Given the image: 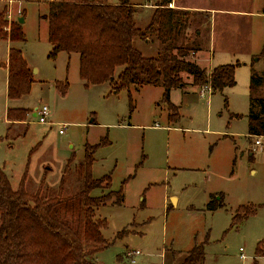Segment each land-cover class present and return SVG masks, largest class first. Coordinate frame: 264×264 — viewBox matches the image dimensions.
Instances as JSON below:
<instances>
[{
	"label": "rangeland",
	"instance_id": "374dc122",
	"mask_svg": "<svg viewBox=\"0 0 264 264\" xmlns=\"http://www.w3.org/2000/svg\"><path fill=\"white\" fill-rule=\"evenodd\" d=\"M48 1L0 0V11L7 7L12 20L25 19L26 41L13 47L22 50L38 80L29 95L9 100L5 64L11 44L0 40V167L12 185L18 186L27 170V191L55 196L63 178V195L73 196L82 188L86 145H98L93 177L110 174L111 190L123 186L124 195L121 205L108 203L96 210L99 218L109 222L103 231L109 245L97 253L100 263L182 264L187 252L203 245V264H254L256 244L264 238V137H248L249 86L250 61L264 48V0H186L192 7L250 13L231 11L209 14L208 20L192 19L188 29L192 40L207 45L203 58L210 52V34L213 39L215 34L217 49H226L216 60L221 64L239 60L242 65L236 71L237 84L223 92L205 89L201 93L202 88L184 74V89L171 92L172 102L180 107L176 123L169 122L163 87L132 85L130 91L118 94L109 82L86 87L79 77L78 54L61 52L51 58L48 22L41 18L48 13ZM130 1L137 6V25L143 28L161 2ZM197 27L200 30L194 35ZM135 46L144 56L158 52L157 44L140 39ZM219 64L203 61L208 69ZM255 69L264 73V56ZM65 80L69 89L62 95L56 82ZM258 95H264V87ZM44 105L49 108L45 120L35 116ZM9 107L30 108L32 113L26 122L10 127ZM221 193L224 205L206 210L211 195ZM101 194L99 189L92 192ZM249 204L256 206V214L239 226L232 225L238 208Z\"/></svg>",
	"mask_w": 264,
	"mask_h": 264
},
{
	"label": "trees",
	"instance_id": "16d2710c",
	"mask_svg": "<svg viewBox=\"0 0 264 264\" xmlns=\"http://www.w3.org/2000/svg\"><path fill=\"white\" fill-rule=\"evenodd\" d=\"M171 2L161 0L156 4L150 23L143 28L137 25V6L130 0L118 3L50 0L48 13L41 15L48 22L47 36L52 47L49 56L56 59L61 52L78 54L79 77L86 87L109 82L116 94L123 89L130 91L132 85L163 87L162 100L168 107L169 122L176 123L180 119V107L172 102L171 92L176 88L184 89V74L202 90L208 87L212 93L223 92L237 84L236 71L242 62L223 63L210 69L199 64L196 55L205 45L192 40L188 29L193 18L201 16L208 20L210 16L206 12L173 8ZM8 12L7 7L0 11V40L11 44L5 66L8 69L7 95L14 101L29 95L37 79L22 50L13 47L15 43L25 42L26 34L19 18L12 20ZM136 39L157 44V54L144 56L135 46ZM263 56L264 50L254 55L250 63V138L264 137V95H258L264 87V73L255 69ZM119 68L123 69L116 75ZM56 85L62 95L68 92V80ZM225 104L228 105L227 97ZM134 109L131 100L130 113ZM30 113V108L9 107L6 117L10 127L16 122H26ZM95 122L93 118L92 123ZM97 147L86 145L81 166L82 188L69 197L62 193L63 178L55 196L42 197L39 191L26 190L27 170L14 187L8 173L0 167V264H103L97 260V253L109 245L103 234L109 222L99 218L96 210L108 203L121 205L124 195L123 186L118 191L111 190L110 174L93 177ZM96 189L102 194L92 195ZM223 205L224 194H212L206 210L216 211ZM255 207L253 204L240 206L232 225L239 226L256 214ZM261 257H264V238L256 244L254 264ZM204 259V246L196 245L186 253L182 264H203Z\"/></svg>",
	"mask_w": 264,
	"mask_h": 264
},
{
	"label": "crops",
	"instance_id": "0c3cea01",
	"mask_svg": "<svg viewBox=\"0 0 264 264\" xmlns=\"http://www.w3.org/2000/svg\"><path fill=\"white\" fill-rule=\"evenodd\" d=\"M170 4H171L170 5L171 7L177 8V9H180V10L199 11V12H206L208 14H212L213 13V14H215V16L217 14L231 13V11H232V10H228V9H217L215 7H208V6H205V7H199V6L192 7L191 5H189L186 2V0H172V2ZM232 12L235 13V14H240V15H242V14L246 15V14L250 13L248 11H238V10L232 11ZM206 46L207 45H205V47ZM210 46H211V48H209L210 52L208 53V57L206 55L205 56L206 58H203L204 52L206 53V50H202V51L198 52L197 55H196L197 61L200 64H202V65H203V61L210 62V64H212V62H217V63L221 64V61L219 59L218 60H216V59L219 58V56L221 55L222 51L226 50V49L225 48H221V47H219L217 49L216 44H215V34H214V39H213V36L210 34ZM220 50H222V51H220ZM263 50H264V48H263ZM216 54H218V56H216ZM250 63H251V61H250ZM211 66H212V68L215 67L214 65H211ZM203 92H205L204 89L201 91V93H203ZM241 256L244 259L246 258V256L244 254H242ZM259 259H261L262 260V264H264V257H261Z\"/></svg>",
	"mask_w": 264,
	"mask_h": 264
},
{
	"label": "built area",
	"instance_id": "2783aa9c",
	"mask_svg": "<svg viewBox=\"0 0 264 264\" xmlns=\"http://www.w3.org/2000/svg\"><path fill=\"white\" fill-rule=\"evenodd\" d=\"M171 5V4H170ZM10 15V14H9ZM11 18V17H10ZM205 89H208V87H205ZM204 89V90H205ZM39 116L42 117L43 120H45V117L49 114V108L48 106L44 105L41 109H37V112H36ZM60 133H62V130L60 131ZM257 144L261 145L262 142L260 140H257L256 141ZM135 254H139V251H136L134 252ZM129 255H133V252H129ZM134 261V259L132 260Z\"/></svg>",
	"mask_w": 264,
	"mask_h": 264
},
{
	"label": "water",
	"instance_id": "95a60500",
	"mask_svg": "<svg viewBox=\"0 0 264 264\" xmlns=\"http://www.w3.org/2000/svg\"><path fill=\"white\" fill-rule=\"evenodd\" d=\"M18 21H19L21 24H24L25 19H24V17H19ZM35 116H37V113H36V112H35Z\"/></svg>",
	"mask_w": 264,
	"mask_h": 264
}]
</instances>
